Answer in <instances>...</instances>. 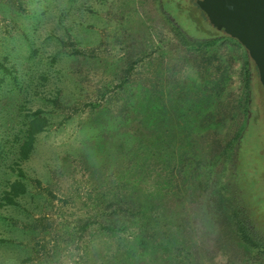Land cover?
I'll return each mask as SVG.
<instances>
[{
	"label": "rangeland",
	"instance_id": "1",
	"mask_svg": "<svg viewBox=\"0 0 264 264\" xmlns=\"http://www.w3.org/2000/svg\"><path fill=\"white\" fill-rule=\"evenodd\" d=\"M175 21L219 38L187 45ZM37 109L49 125L19 179ZM248 119L238 179L264 233V88L193 0H0V264H264L221 202Z\"/></svg>",
	"mask_w": 264,
	"mask_h": 264
},
{
	"label": "trees",
	"instance_id": "2",
	"mask_svg": "<svg viewBox=\"0 0 264 264\" xmlns=\"http://www.w3.org/2000/svg\"><path fill=\"white\" fill-rule=\"evenodd\" d=\"M174 25L178 31L180 39L187 45L207 47L214 44L219 38L213 33L208 36L195 38L190 36L186 30L182 29L181 26L178 25V22L175 21ZM251 72L252 70H249L247 73L248 85L251 82ZM246 89V104H249L252 94L249 87H246ZM250 121V119L246 120V123L243 124L241 131L234 138L231 152L228 154L225 161L224 180L220 187L221 202L228 209V219L232 225V232H234L235 236L238 238L239 243L247 250L264 251V233L258 231L255 223V213L253 215L244 202L240 189L241 182H239L240 180L238 179L242 170L240 168L242 165V160L240 158L242 145L245 141ZM48 125V120L44 117L43 112L40 109L31 112L27 122L22 123V129L20 131L21 136L17 141L14 152V155L16 156L15 166H17V168H12L13 172L17 174L19 179L24 177V172L20 167H18V165L28 159L34 149L37 135L43 132ZM7 188L8 189L4 190L1 197V203L6 206L15 205L17 199L26 192L25 184L21 180H15L14 182L9 183ZM102 229L107 232H116V230L112 227H105ZM103 264L122 263H118L117 259H111Z\"/></svg>",
	"mask_w": 264,
	"mask_h": 264
},
{
	"label": "water",
	"instance_id": "3",
	"mask_svg": "<svg viewBox=\"0 0 264 264\" xmlns=\"http://www.w3.org/2000/svg\"><path fill=\"white\" fill-rule=\"evenodd\" d=\"M214 30L240 44L264 88V0H193Z\"/></svg>",
	"mask_w": 264,
	"mask_h": 264
}]
</instances>
